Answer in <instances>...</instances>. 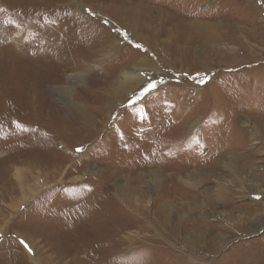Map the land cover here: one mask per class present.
<instances>
[{"label": "rangeland", "instance_id": "obj_1", "mask_svg": "<svg viewBox=\"0 0 264 264\" xmlns=\"http://www.w3.org/2000/svg\"><path fill=\"white\" fill-rule=\"evenodd\" d=\"M0 18V264H264V0Z\"/></svg>", "mask_w": 264, "mask_h": 264}, {"label": "bare ground", "instance_id": "obj_2", "mask_svg": "<svg viewBox=\"0 0 264 264\" xmlns=\"http://www.w3.org/2000/svg\"><path fill=\"white\" fill-rule=\"evenodd\" d=\"M6 7V6H5ZM4 8V7H3ZM7 9V8H6ZM3 11V10H2ZM8 11V10H7ZM6 11V12H7ZM5 12V11H4ZM9 12V11H8ZM20 12V11H19ZM12 14V13H11ZM3 15V14H2ZM6 15V14H5ZM4 15V16H5ZM17 15H19V14H17ZM14 16V15H13ZM16 17V16H15ZM3 18V17H2ZM2 18H0V20H2ZM12 18V17H11ZM25 20V19H24ZM6 21V20H5ZM4 22V21H3ZM2 22V23H3ZM11 23V22H10ZM26 23V22H25ZM9 24V23H8ZM24 24V23H23ZM6 25V24H5ZM153 26V25H152ZM151 27V26H150ZM20 28V27H19ZM149 28V27H148ZM150 29V28H149ZM8 30V29H7ZM19 33V32H18ZM5 35V34H4ZM100 35V34H99ZM9 37V36H8ZM11 37H12V35H11ZM1 46H2V43H1ZM16 47V46H15ZM4 46H3V49H2V47L0 48V50H1V53H3V50H4ZM96 48V47H95ZM9 50V49H8ZM7 51V50H6ZM15 51V50H14ZM0 53V54H1ZM47 53V52H46ZM59 55H60V53H59ZM64 55V54H63ZM91 55H93V53L91 54ZM54 56H56V54L54 55ZM4 57V56H3ZM51 57V56H50ZM57 58V57H56ZM61 58V57H60ZM57 60H58V58H57ZM58 63V62H57ZM134 71L135 70H133V71H131V73H133V74H131V73H129V74H126V72L125 73H123V76H124V79L125 78H127V77H129V79L131 80V79H133V80H137L138 78H139V76H138V72L137 71H135V73H134ZM128 73V72H127ZM126 74V75H125ZM12 75V74H11ZM74 77V75H70V77L69 78H67V79H69V80H72V78ZM141 78V77H140ZM128 79V80H129ZM42 82V81H41ZM109 86V85H108ZM65 88L67 89V91L68 90H70L71 89V91L73 90V88H72V85H69V86H65ZM66 91V90H65ZM34 115V114H33ZM54 116V115H53ZM43 122V121H42ZM56 123V122H55ZM54 123V124H55ZM189 126H193V125H189ZM52 130V129H51ZM58 132V131H57ZM252 132V131H251ZM256 134L257 132L256 131H253V134ZM255 134H254V136H253V141H255L256 139H255ZM258 134V133H257ZM190 175V174H189ZM40 176V175H39ZM36 177V176H35ZM17 179H18V181H20V185H23V182H22V178H20L19 176L18 177H16ZM33 181H35L34 183H32V184H27L25 187H22V188H24V191L23 192H25L24 194H23V196L25 197V199L27 198V196H32V195H34L35 193H37V192H39L40 190H41V188H42V185L44 184V186L46 185V183L44 182V180L42 179V178H40V177H36V180H33ZM43 183V184H42ZM47 186V185H46ZM45 186V187H46ZM217 191V193H219L216 197H215V199H221L222 198V195H224V194H227L228 192H229V190H227V189H224V190H216ZM26 194H27V196H26ZM228 195V194H227ZM226 195V196H227ZM225 196V195H224ZM227 199V198H226ZM224 200V199H223ZM1 227H2V225H1ZM1 229V228H0ZM114 231H116V230H114ZM113 231V232H114ZM114 234V233H113ZM110 236H111V233H110ZM22 237V236H21ZM32 239V238H31ZM32 244V243H31ZM30 244V245H31ZM32 246V245H31Z\"/></svg>", "mask_w": 264, "mask_h": 264}, {"label": "snow or ice", "instance_id": "obj_3", "mask_svg": "<svg viewBox=\"0 0 264 264\" xmlns=\"http://www.w3.org/2000/svg\"><path fill=\"white\" fill-rule=\"evenodd\" d=\"M139 47V46H138ZM201 83H203L204 81H200ZM153 87H155V85L154 84H149L148 85V89H150V88H153ZM148 89H144V91L146 92ZM141 94H143V93H141ZM136 99H139V97H137ZM132 101H130V103H131ZM78 151H80L81 149H77ZM27 246V245H26Z\"/></svg>", "mask_w": 264, "mask_h": 264}]
</instances>
